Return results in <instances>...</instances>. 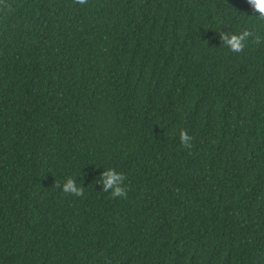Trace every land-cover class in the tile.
I'll return each mask as SVG.
<instances>
[{
    "label": "trees",
    "instance_id": "16d2710c",
    "mask_svg": "<svg viewBox=\"0 0 264 264\" xmlns=\"http://www.w3.org/2000/svg\"><path fill=\"white\" fill-rule=\"evenodd\" d=\"M253 15L247 0H0V264H264ZM245 29L242 52L219 39ZM108 168L126 198L97 183Z\"/></svg>",
    "mask_w": 264,
    "mask_h": 264
},
{
    "label": "clouds",
    "instance_id": "9594fccd",
    "mask_svg": "<svg viewBox=\"0 0 264 264\" xmlns=\"http://www.w3.org/2000/svg\"><path fill=\"white\" fill-rule=\"evenodd\" d=\"M74 3L81 6L86 5L88 0H74ZM247 3L251 7L254 17L258 21H264V0H247ZM253 33L250 30H243L239 34L223 32L220 33L219 39L222 44L227 47L233 53L242 52L245 48V41H247ZM261 42V37L256 36V43ZM180 144L183 148L190 149L192 147L191 141L193 137L189 135L187 130L181 129L179 132ZM102 179L98 180L97 183L102 184V191L110 193L113 198L121 197L126 198L128 189L125 185L127 176L123 172H118L114 168H108L102 174ZM54 188L61 189V183L56 181ZM62 192L67 195L75 197H81L84 195V188L78 186L76 180L68 178L62 186Z\"/></svg>",
    "mask_w": 264,
    "mask_h": 264
}]
</instances>
